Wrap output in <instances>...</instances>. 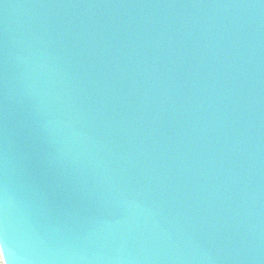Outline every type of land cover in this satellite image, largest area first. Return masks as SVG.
Returning <instances> with one entry per match:
<instances>
[{
    "label": "water",
    "instance_id": "obj_1",
    "mask_svg": "<svg viewBox=\"0 0 264 264\" xmlns=\"http://www.w3.org/2000/svg\"><path fill=\"white\" fill-rule=\"evenodd\" d=\"M7 264H264V0H0Z\"/></svg>",
    "mask_w": 264,
    "mask_h": 264
},
{
    "label": "snow or ice",
    "instance_id": "obj_2",
    "mask_svg": "<svg viewBox=\"0 0 264 264\" xmlns=\"http://www.w3.org/2000/svg\"><path fill=\"white\" fill-rule=\"evenodd\" d=\"M0 264H7V261L5 260L4 252L2 249H0Z\"/></svg>",
    "mask_w": 264,
    "mask_h": 264
},
{
    "label": "built area",
    "instance_id": "obj_3",
    "mask_svg": "<svg viewBox=\"0 0 264 264\" xmlns=\"http://www.w3.org/2000/svg\"><path fill=\"white\" fill-rule=\"evenodd\" d=\"M1 249V248H0Z\"/></svg>",
    "mask_w": 264,
    "mask_h": 264
}]
</instances>
